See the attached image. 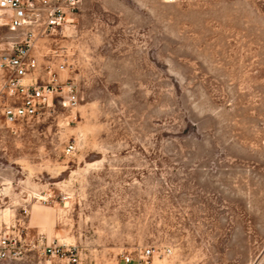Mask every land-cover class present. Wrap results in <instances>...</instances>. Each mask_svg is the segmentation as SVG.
Instances as JSON below:
<instances>
[{
	"label": "rangeland",
	"instance_id": "1",
	"mask_svg": "<svg viewBox=\"0 0 264 264\" xmlns=\"http://www.w3.org/2000/svg\"><path fill=\"white\" fill-rule=\"evenodd\" d=\"M48 1L37 74L76 103L0 121V264H264V0ZM25 33L0 18V55Z\"/></svg>",
	"mask_w": 264,
	"mask_h": 264
},
{
	"label": "built area",
	"instance_id": "2",
	"mask_svg": "<svg viewBox=\"0 0 264 264\" xmlns=\"http://www.w3.org/2000/svg\"><path fill=\"white\" fill-rule=\"evenodd\" d=\"M0 18L13 31H27L18 44L0 55V121L15 126L32 120L61 93H66L74 105L76 97L69 82L59 83L50 69L45 80L37 74L39 60L35 53L34 28H42L44 34H57L66 23L64 11L51 7L48 0H0ZM58 70H64V64L58 65ZM73 150L74 145H68L65 154L68 156ZM16 247L15 239L0 235V262L16 256ZM42 252L59 264H82L74 247L46 246ZM140 255L137 264H147L152 252L147 249ZM124 262L132 264L133 261L126 256Z\"/></svg>",
	"mask_w": 264,
	"mask_h": 264
}]
</instances>
